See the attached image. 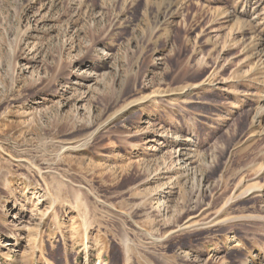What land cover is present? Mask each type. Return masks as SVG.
Here are the masks:
<instances>
[{
	"label": "rangeland",
	"instance_id": "1",
	"mask_svg": "<svg viewBox=\"0 0 264 264\" xmlns=\"http://www.w3.org/2000/svg\"><path fill=\"white\" fill-rule=\"evenodd\" d=\"M0 264H264V0H0Z\"/></svg>",
	"mask_w": 264,
	"mask_h": 264
},
{
	"label": "bare ground",
	"instance_id": "2",
	"mask_svg": "<svg viewBox=\"0 0 264 264\" xmlns=\"http://www.w3.org/2000/svg\"><path fill=\"white\" fill-rule=\"evenodd\" d=\"M262 112V111H261ZM181 154V153H180ZM180 157V156H179ZM213 220H210L209 222H212ZM196 223V222H195ZM191 224L192 223H190L189 221L188 222H186V223H184V226H186V227H189V226H191Z\"/></svg>",
	"mask_w": 264,
	"mask_h": 264
}]
</instances>
